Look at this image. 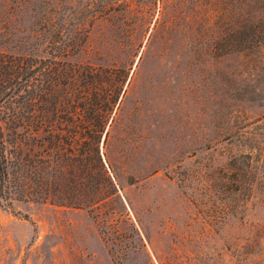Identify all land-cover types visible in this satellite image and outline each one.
Masks as SVG:
<instances>
[{
	"label": "rangeland",
	"instance_id": "374dc122",
	"mask_svg": "<svg viewBox=\"0 0 264 264\" xmlns=\"http://www.w3.org/2000/svg\"><path fill=\"white\" fill-rule=\"evenodd\" d=\"M64 5L110 7L72 61L132 63L101 143L116 193L90 210L82 144L55 189L25 133L27 189L53 190L0 206V264H264V0H0V52L46 55Z\"/></svg>",
	"mask_w": 264,
	"mask_h": 264
},
{
	"label": "trees",
	"instance_id": "16d2710c",
	"mask_svg": "<svg viewBox=\"0 0 264 264\" xmlns=\"http://www.w3.org/2000/svg\"><path fill=\"white\" fill-rule=\"evenodd\" d=\"M88 6H75L69 12L72 7L64 5L59 16H45L39 38L46 55L0 52V206L4 209H13L15 200L46 202L53 190H46L44 197H34L27 189L21 147L25 133H46L42 138L52 146L49 170L55 189L60 173L66 170L57 162L59 157L65 158L71 145L82 144L90 176V210L116 193L103 161L101 143L108 141V126L125 93L132 63L103 67L70 59L82 52L88 26L110 8L104 5L94 10ZM211 50L219 47L212 46ZM224 50L230 52L232 45ZM33 138L37 139L35 135ZM241 158L250 155L236 156ZM241 174L236 168L238 184Z\"/></svg>",
	"mask_w": 264,
	"mask_h": 264
}]
</instances>
